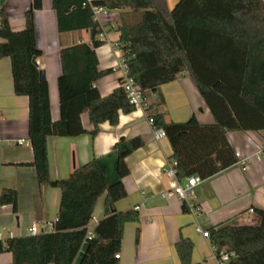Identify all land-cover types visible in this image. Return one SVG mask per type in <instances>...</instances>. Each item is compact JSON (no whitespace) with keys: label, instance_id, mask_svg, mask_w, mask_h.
I'll list each match as a JSON object with an SVG mask.
<instances>
[{"label":"trees","instance_id":"trees-1","mask_svg":"<svg viewBox=\"0 0 264 264\" xmlns=\"http://www.w3.org/2000/svg\"><path fill=\"white\" fill-rule=\"evenodd\" d=\"M91 5L105 9L138 11L132 24H123L116 47L122 53L127 76L142 90L158 91L165 83L188 74L212 116L211 124L191 115L184 121L150 114L152 127L162 129L177 161V179L197 175L210 178L227 169L237 158L226 140L227 131H264V2L263 0H177L172 9L166 0H52L59 33L88 29L91 45L78 43L59 50L57 78L60 117L52 121L46 80L33 59L42 52L36 45L34 11L42 0H31L25 26L13 31L0 10V58L11 61L13 89L28 97V138L40 184L59 188L60 202L53 230L35 235L0 238V254L9 252L8 264H73L84 246L78 264H116L127 223L138 222L137 209L118 211L115 204L127 195L122 178L129 173L125 158L143 146L140 136L120 138L114 145L118 179L107 185L105 169L95 159L73 169L68 177L51 179L48 168L49 136H95L101 123L115 126L120 113L136 107L121 84L101 96L95 82L112 72L99 70L95 48L103 42ZM162 100V98H161ZM86 113L92 124L81 123ZM103 199V216L87 239V225L97 200ZM17 192L3 188L0 205L17 212ZM183 211L187 206L181 205ZM253 223L220 222L207 228L208 241L217 256L230 254L226 264H264V212L252 208ZM139 228L135 242L139 239ZM193 244L179 237L175 250L179 264L191 260Z\"/></svg>","mask_w":264,"mask_h":264},{"label":"crops","instance_id":"crops-1","mask_svg":"<svg viewBox=\"0 0 264 264\" xmlns=\"http://www.w3.org/2000/svg\"><path fill=\"white\" fill-rule=\"evenodd\" d=\"M166 2L172 9L177 0ZM30 5L31 0H0V10H4L13 31L24 28L25 13ZM138 17V11L127 9H106L100 14L98 23L101 33L96 38L103 43L95 48L98 69H112L111 73L95 82L101 96L110 94L120 85L122 71L118 64L122 53L116 47L119 29L123 24L134 23ZM33 19L36 45L42 52L36 63L45 73L51 119L56 121L60 117L57 89L61 71L59 50L82 42L91 45L90 32L80 29L59 33L52 0H42V6L34 11ZM157 112H164L165 118L172 121H184L193 115L199 123L213 122L192 80L187 73L181 72L176 80L161 85L158 91H146L142 106L128 114L120 113L117 125L101 123L93 137L89 134L49 136L47 157L50 178H66L74 168L95 159L105 169L106 184L109 185L118 179L113 145L120 138L140 136L143 146L125 158L129 173L122 178V182L127 195L115 204L118 211L137 209L139 221L125 225L116 264H179L175 250L179 237L191 240L192 262L216 264L213 247L195 230V226L207 230L220 222L241 221L244 216H249L248 208L264 212V156L256 155L263 145L264 131H227V142L234 153L239 154L236 163L210 178L201 179L182 200L173 192V187L176 183L183 186L184 178L174 179L163 172V166L171 156L168 140L165 136L155 139L153 127L148 121L149 115ZM81 123L87 131L92 129L86 113L81 115ZM240 158L248 160L241 162ZM32 161L33 151L28 138V97L14 93L11 61L2 57L0 194L3 188L14 189L18 200L16 213L10 204L0 205V228L7 231L1 238L24 236L32 224L42 229L45 223L56 220L60 190L37 181ZM103 199L104 196L96 202L88 224L91 228L103 216ZM183 203L186 206L191 204L196 212L188 206L183 211ZM137 228L140 233L138 242H135ZM83 251L84 246L73 264H78ZM11 260V253L0 254V264H8Z\"/></svg>","mask_w":264,"mask_h":264},{"label":"built area","instance_id":"built-area-1","mask_svg":"<svg viewBox=\"0 0 264 264\" xmlns=\"http://www.w3.org/2000/svg\"><path fill=\"white\" fill-rule=\"evenodd\" d=\"M88 2H91V0H88ZM91 9L94 15L95 20L98 22V19L100 17V14L103 13L106 9L102 6H95L91 5ZM120 70L122 71V80L120 82L121 86L125 89L127 93V97L129 99V102L133 104L136 109L140 108L143 103V94L141 88L131 79L127 76L126 72V65L123 61V59L120 60L118 64ZM149 123L152 125L153 119L152 117L148 118ZM153 133L155 139L159 140L160 138L165 136V133L162 129H154ZM236 158H238L239 154L237 152L234 153ZM257 157L264 156V141L263 145L258 149L256 152ZM241 159V158H240ZM248 160V158H244ZM241 159V162L244 160ZM163 172L171 178L176 179L177 178V161L173 158H170L167 160L165 165L163 166ZM185 184L182 186L179 183H176L173 187V192L179 197L180 199H185L186 196L191 193L192 187H194L196 184H198L201 179L197 175H190L184 178ZM187 206L192 209V211L195 213L196 208L193 207L191 204H187ZM249 216H244L241 221H236V223H253L255 221L254 213L252 208H248ZM55 221V220H54ZM53 223L54 222H47L44 224L43 228L40 229L36 224H32L28 229L26 235H35L41 232H49L53 230ZM195 230L201 234L202 237L207 238V230H202L199 228V226H195ZM7 231L4 228H0V238L6 234ZM94 236V228H91L87 225V239H91ZM214 251V249H213ZM115 258H119L120 254L116 253ZM214 258L216 261V264H226L228 259L230 258V254L224 251L219 252V254L216 256L214 254Z\"/></svg>","mask_w":264,"mask_h":264},{"label":"water","instance_id":"water-1","mask_svg":"<svg viewBox=\"0 0 264 264\" xmlns=\"http://www.w3.org/2000/svg\"><path fill=\"white\" fill-rule=\"evenodd\" d=\"M33 62L37 65L36 59H33ZM39 78H40V80H45V73L42 69L40 70Z\"/></svg>","mask_w":264,"mask_h":264}]
</instances>
